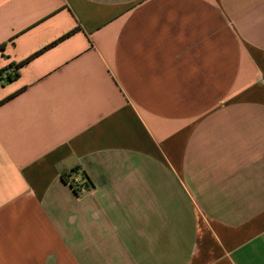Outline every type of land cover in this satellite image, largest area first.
Masks as SVG:
<instances>
[{
    "label": "crops",
    "instance_id": "obj_1",
    "mask_svg": "<svg viewBox=\"0 0 264 264\" xmlns=\"http://www.w3.org/2000/svg\"><path fill=\"white\" fill-rule=\"evenodd\" d=\"M0 264H264V0H0Z\"/></svg>",
    "mask_w": 264,
    "mask_h": 264
},
{
    "label": "built area",
    "instance_id": "obj_2",
    "mask_svg": "<svg viewBox=\"0 0 264 264\" xmlns=\"http://www.w3.org/2000/svg\"><path fill=\"white\" fill-rule=\"evenodd\" d=\"M70 183L74 186V188L77 190V192L82 193L85 192L86 190H88V187H86L84 185L85 180H83L81 178V176L79 177L77 174L72 176L69 179Z\"/></svg>",
    "mask_w": 264,
    "mask_h": 264
},
{
    "label": "trees",
    "instance_id": "obj_3",
    "mask_svg": "<svg viewBox=\"0 0 264 264\" xmlns=\"http://www.w3.org/2000/svg\"><path fill=\"white\" fill-rule=\"evenodd\" d=\"M78 171H79L78 169L72 171V172L70 173V175L67 176V178L70 179L72 176L76 175V174L78 173ZM81 178H82L83 180H85L84 185H85L86 187H92V183L90 182V180H88V178H87V176H86L85 173H82ZM76 191H77V190H76Z\"/></svg>",
    "mask_w": 264,
    "mask_h": 264
}]
</instances>
